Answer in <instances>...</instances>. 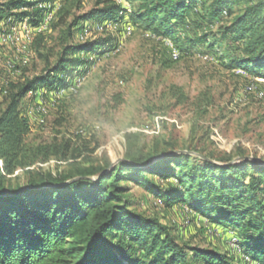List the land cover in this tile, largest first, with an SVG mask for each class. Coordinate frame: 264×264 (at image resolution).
Listing matches in <instances>:
<instances>
[{"label":"trees","instance_id":"trees-1","mask_svg":"<svg viewBox=\"0 0 264 264\" xmlns=\"http://www.w3.org/2000/svg\"><path fill=\"white\" fill-rule=\"evenodd\" d=\"M38 1L43 0H7L0 19L37 26L44 16ZM127 1L134 24L172 40L179 51L183 45H204L229 68L264 78V0ZM242 3L244 8L235 10ZM18 7L22 10L15 11ZM121 12L117 0H93L87 9L83 0H63L49 24L60 33L55 60L44 55L39 73L8 84L0 108V264H242L219 250L181 242L170 226L133 210L128 183H150L149 175L163 182L147 188L166 205L185 201L211 222L231 227L242 250L264 264V160L241 148L235 156L215 159L195 147L166 143L161 151L156 144L144 152L128 144L115 162L105 156L102 164H93L86 157L88 163L77 165L74 174L34 172L25 185H6L17 169L81 155L76 148L70 152L68 140L28 143L29 123L20 104L29 91L65 85L86 63L76 55L111 43L101 36L75 40L83 23L116 20ZM216 22L222 23L217 30L199 32ZM189 25L198 32L188 34Z\"/></svg>","mask_w":264,"mask_h":264},{"label":"rangeland","instance_id":"rangeland-1","mask_svg":"<svg viewBox=\"0 0 264 264\" xmlns=\"http://www.w3.org/2000/svg\"><path fill=\"white\" fill-rule=\"evenodd\" d=\"M6 1L0 0V5ZM62 1H38V6L44 9V16L52 8L55 15ZM117 1L124 12L116 20L87 21L75 35L77 41L101 36L111 43L96 53L76 55L86 63L73 71L65 85L41 86L27 93L20 104V115L29 123L28 143L68 140L70 152L76 148L81 155L71 158L69 153L65 160L51 158L17 169L6 185H25L34 172L74 174L77 165L88 163L86 157L93 164H102L105 156L115 162L128 144L144 152L156 144L161 151L168 147L166 143L178 149L195 147L215 159L225 153L235 156L241 148L264 160V78L242 68H229L204 45H183L179 51L172 40L134 24L128 16L130 3ZM92 3L83 0V9ZM244 6L242 3L235 10ZM19 10L22 8L15 9ZM43 18L37 26L26 20L0 19V34L7 33L6 39H0V108L10 82L39 73L46 64L44 55L50 62L57 56L60 33L50 26L41 30ZM23 23L34 28L29 39ZM222 23L204 25L199 32L215 31ZM192 28H187L190 35L198 32ZM40 35L39 45L34 46L32 42ZM227 42L217 45L219 50ZM173 49L179 53L177 58ZM148 178L150 183L144 185L128 183L133 210L170 226L181 242L219 250L242 264H260L242 250L234 229L211 222L185 201L166 205L147 188L163 182Z\"/></svg>","mask_w":264,"mask_h":264},{"label":"bare ground","instance_id":"bare-ground-1","mask_svg":"<svg viewBox=\"0 0 264 264\" xmlns=\"http://www.w3.org/2000/svg\"><path fill=\"white\" fill-rule=\"evenodd\" d=\"M58 3V2H57ZM47 6V5H46ZM40 7H41V5H40ZM44 10V9H43ZM54 8H52V10H50V12H46L45 13V16H44V18H43V22L40 24V29L41 30H46L47 28H48V26H49V24H50V22L52 21V19H53V16H54ZM9 20L10 19H8V22H9ZM120 20V19H119ZM7 22V23H8ZM26 22V21H25ZM23 24H25V23H23ZM105 25V24H104ZM38 28V27H37ZM34 29V28H33ZM33 29L32 28H30V26H27V29H25V34H26V38L27 39H29V37L31 36L30 34L32 33V31H33ZM40 30V31H41ZM39 32V31H38ZM83 32V31H82ZM19 33V32H18ZM40 34V33H39ZM6 35H7V33H4V32H2L1 34H0V39H6ZM18 35V34H17ZM82 35V34H81ZM21 37V36H20ZM15 40V39H14ZM31 40V39H30ZM11 43V42H10ZM1 44V43H0ZM30 46V45H29ZM28 46V47H29ZM22 50V49H21ZM26 50H27V47H26ZM172 54H173V56H174V58H177L178 57V55H179V53H178V51H176L175 49H173V51H172ZM77 75V74H76ZM78 77V76H77ZM75 87V86H74ZM28 93H30V94H32L33 93V91H29ZM59 93H60V91H59ZM36 109V108H35ZM38 109V108H37ZM39 109H41V108H39ZM40 111V110H39Z\"/></svg>","mask_w":264,"mask_h":264},{"label":"built area","instance_id":"built-area-1","mask_svg":"<svg viewBox=\"0 0 264 264\" xmlns=\"http://www.w3.org/2000/svg\"><path fill=\"white\" fill-rule=\"evenodd\" d=\"M27 26H29V25H27V23L22 24V29H27Z\"/></svg>","mask_w":264,"mask_h":264}]
</instances>
